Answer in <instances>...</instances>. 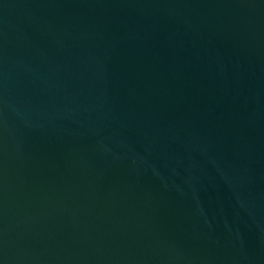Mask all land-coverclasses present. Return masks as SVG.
<instances>
[{
    "label": "water",
    "instance_id": "1",
    "mask_svg": "<svg viewBox=\"0 0 264 264\" xmlns=\"http://www.w3.org/2000/svg\"><path fill=\"white\" fill-rule=\"evenodd\" d=\"M0 264H264V0H0Z\"/></svg>",
    "mask_w": 264,
    "mask_h": 264
}]
</instances>
